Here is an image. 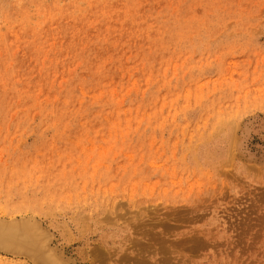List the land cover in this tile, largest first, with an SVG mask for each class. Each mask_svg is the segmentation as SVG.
Listing matches in <instances>:
<instances>
[{
	"label": "rangeland",
	"instance_id": "obj_1",
	"mask_svg": "<svg viewBox=\"0 0 264 264\" xmlns=\"http://www.w3.org/2000/svg\"><path fill=\"white\" fill-rule=\"evenodd\" d=\"M22 216L62 264H264V0H0Z\"/></svg>",
	"mask_w": 264,
	"mask_h": 264
},
{
	"label": "bare ground",
	"instance_id": "obj_2",
	"mask_svg": "<svg viewBox=\"0 0 264 264\" xmlns=\"http://www.w3.org/2000/svg\"><path fill=\"white\" fill-rule=\"evenodd\" d=\"M50 237L49 231L33 216L0 217V249L5 252L26 255L35 264H62Z\"/></svg>",
	"mask_w": 264,
	"mask_h": 264
}]
</instances>
